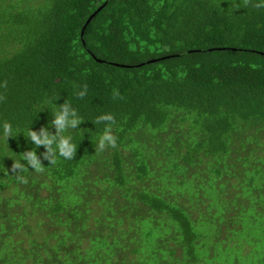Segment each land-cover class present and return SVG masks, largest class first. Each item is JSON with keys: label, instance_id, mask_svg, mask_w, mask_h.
Instances as JSON below:
<instances>
[{"label": "trees", "instance_id": "16d2710c", "mask_svg": "<svg viewBox=\"0 0 264 264\" xmlns=\"http://www.w3.org/2000/svg\"><path fill=\"white\" fill-rule=\"evenodd\" d=\"M257 3L0 0V264H264ZM66 101L77 150L51 164L27 134Z\"/></svg>", "mask_w": 264, "mask_h": 264}, {"label": "clouds", "instance_id": "9594fccd", "mask_svg": "<svg viewBox=\"0 0 264 264\" xmlns=\"http://www.w3.org/2000/svg\"><path fill=\"white\" fill-rule=\"evenodd\" d=\"M244 6L247 7L250 0H243ZM253 7L259 9L264 7V3H257ZM4 87L7 86V81L3 84ZM87 86L85 85L84 91L78 93V95L83 98L86 95ZM119 93L114 94V98L118 97ZM6 97L0 96V101L5 100ZM56 120L54 124L56 126V134H51L47 128H42L39 133L35 131H29L27 138L34 142L36 147L44 146L46 151L43 153V158L48 160L51 164L56 163V149H58L59 156L65 159H73L76 154V146L71 143L70 137H65L62 135L68 128H76L83 120L78 117L75 109H72L69 103L66 101L61 105V111L56 114ZM101 121L108 122L104 130L103 135L99 139V144L96 147V151H102L106 147L116 148L117 138L112 134L111 125L115 124V118L111 114L102 115L98 117L93 123L99 124ZM4 135L6 138L12 137V126L9 122H5L3 125ZM53 144L56 145V149L53 148ZM22 159L27 161L28 165L34 169L36 172H43L44 167L41 162L40 157L37 155L35 150L26 151L23 153ZM25 170V165L19 161H14L12 164L11 171L14 174L23 172ZM23 183H27V180L21 176H17Z\"/></svg>", "mask_w": 264, "mask_h": 264}, {"label": "water", "instance_id": "95a60500", "mask_svg": "<svg viewBox=\"0 0 264 264\" xmlns=\"http://www.w3.org/2000/svg\"><path fill=\"white\" fill-rule=\"evenodd\" d=\"M89 22V19L87 20V23ZM84 29V28H83ZM82 32H83V30H82Z\"/></svg>", "mask_w": 264, "mask_h": 264}]
</instances>
